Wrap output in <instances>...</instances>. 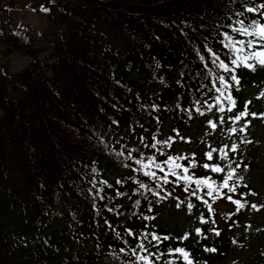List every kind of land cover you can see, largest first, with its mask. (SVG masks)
<instances>
[{
	"label": "trees",
	"instance_id": "16d2710c",
	"mask_svg": "<svg viewBox=\"0 0 264 264\" xmlns=\"http://www.w3.org/2000/svg\"><path fill=\"white\" fill-rule=\"evenodd\" d=\"M31 1L30 10L46 17L49 32L33 36L22 26L7 25L0 16V49L7 62L0 66V264H131V251L139 250L128 229L137 237L148 232L171 237L159 248L145 241L149 251L157 253L155 264L175 260L168 250L176 247L190 251L195 264L224 259L231 248L230 235L241 227L248 207L237 212L226 198L205 196L212 205L209 212L190 195L191 189L183 190L182 182L164 185L172 195L157 199L140 188L144 183L159 191L135 160L152 155L159 161L167 155L191 158L194 153L197 166L190 174L210 175L220 183L223 174L211 173L202 164L226 166L228 161L220 160L218 153L207 161L204 154L208 145L222 148L234 143L238 155L229 156L233 167L240 162L237 171L247 185L239 187L234 198L241 192L258 194L246 178L252 165L242 143L249 140L258 118L249 116L245 136L230 132L240 124L233 125L228 117L248 101L250 113H264L250 99L252 92L264 88V69L237 70L240 86L232 92L236 108L223 114V126L214 131L207 126L199 137L189 135V130L196 123L219 119L215 110L199 115L194 106L214 95L208 92L211 77L205 65L214 66L205 45L227 62L218 32L230 31L227 25L236 19H260L251 13L235 14L264 0ZM12 56L29 57L31 64L13 72ZM153 137L176 139L170 148L157 145L165 153L160 155L144 147L155 143ZM182 163L188 165L187 160ZM120 169L123 183L110 181L108 173ZM252 196L246 197L249 204ZM188 202L195 205L191 213ZM223 202L234 209L221 212ZM173 204L191 217L198 215V223L182 242V235L159 223L161 210ZM201 215L208 223H200ZM220 216L227 221L223 226ZM197 227L206 239L196 236ZM205 247L217 251L205 252Z\"/></svg>",
	"mask_w": 264,
	"mask_h": 264
},
{
	"label": "snow or ice",
	"instance_id": "6c2138e0",
	"mask_svg": "<svg viewBox=\"0 0 264 264\" xmlns=\"http://www.w3.org/2000/svg\"><path fill=\"white\" fill-rule=\"evenodd\" d=\"M245 13H251L253 16L258 15L260 19L253 18L248 23H246L244 19H236L232 24L227 25L230 31L218 32V35L221 37L220 44L227 50L225 53L228 58L227 62L211 47L205 45V50L210 56L211 64L214 66V68H208V65H205V68L208 69V75L211 77V86L208 92L214 93V95L210 97V101L204 100L202 102H196L200 106H196L195 104L194 106L199 115H204L205 111L212 112L213 110L219 114L218 121H208V126L213 131L217 129L218 125L223 126L225 124V117L223 114L226 111L232 113L236 108L237 102L232 92L234 87L238 89L240 86V77L237 75V70L243 68L250 72H255L258 68L264 69V22H262L264 21V3H260L255 7L246 5L243 12H237L235 15L241 17L244 16ZM232 33L236 35L234 36ZM201 59L203 60L204 57L201 56ZM221 72L224 74H219ZM205 95H208V93ZM257 98H264V94H261V96ZM250 104L251 101L246 102L243 110L228 117L233 125L240 124L239 128L235 126L229 128L232 134L235 135L240 133L245 136L247 135V128L251 124L249 116H251L252 119H264V113H250L248 111V106ZM241 121H243V123H241ZM177 136H179V133H177ZM179 138L182 141L190 142V140H186L184 137ZM152 139L155 143L145 144L144 147L154 148L160 155H165L157 145L170 148L171 143L175 142L176 137H169L163 141L157 140L156 137ZM141 140H143V138H141ZM242 143H252V141L245 139ZM208 148L209 150L204 154L207 161H213V153H218L220 160L228 161L226 166H222L218 162H205L202 164L203 169L209 170L211 173L223 174L220 183H217V180L213 179L210 175L198 178L194 174H190V168H195L197 166L194 153L191 158L184 155H167L166 159L162 161L157 160L156 156L152 155L145 158H138L135 160V163L139 166L138 170L142 171L145 177L150 178L156 184V188H158L159 191L149 188L148 185L144 183H140V188L146 189L153 196H156L157 199H165L170 197L172 193L166 191L164 185L174 184L178 186L182 182L184 186L183 190L188 192L189 189H191L190 195L207 206L209 212L212 211V205L209 203L208 199H205V196L212 200L216 198H226L236 206L237 212L247 207L255 211H259L261 207H264V205H257L256 203L249 204L246 200L248 195H256L255 192H241L239 193V199L234 198V196L237 195V189L239 187L247 188V185L243 183V177H241L237 171V169L241 167L240 162L236 161L235 167H233V162L229 156V152L233 155H238L237 145L233 143L230 147L225 145L222 148L208 145ZM131 151L136 150L133 149ZM131 151L129 152V157H131ZM117 154L124 155L123 152ZM185 160L188 161L187 166L182 163V161ZM244 167L247 168V165H244ZM158 172L161 173V175H158ZM170 177L173 179H170ZM157 181L159 183H156ZM104 183L107 182L105 181ZM121 183H123L122 180H117V184ZM162 193H164V195H162ZM177 207H179V205H177ZM194 207L195 205L193 203H187V210L189 213H191ZM109 211H111V209H109ZM149 211H151V209H149ZM145 219H149V217H145ZM199 220L201 224L208 223L203 215L199 217ZM247 227H250V225ZM209 230L217 236L220 235L218 229L210 228ZM127 232L129 236L136 238L138 241L139 251L136 249L131 251V255L135 257V260L132 261L131 264H155L152 258L157 256V253L150 252L145 241L148 245L159 248L161 243L171 239L169 236L161 237L152 232L144 233L139 237H137L131 229H128ZM195 234L197 237L207 238L202 228L197 227L195 229ZM189 235L190 234L186 233L179 239L182 242L183 240H187ZM124 251V249H121V252ZM204 251L214 253L217 249L205 247ZM163 255L164 253H159V256ZM168 255L175 257V260H169L166 264H181V262L182 264H195L190 251L184 247L170 248L168 250Z\"/></svg>",
	"mask_w": 264,
	"mask_h": 264
},
{
	"label": "rangeland",
	"instance_id": "374dc122",
	"mask_svg": "<svg viewBox=\"0 0 264 264\" xmlns=\"http://www.w3.org/2000/svg\"><path fill=\"white\" fill-rule=\"evenodd\" d=\"M31 3L34 2L31 0H0V16L4 18V22L7 25L12 27L22 26L31 32L33 36L49 32L51 27L46 17L41 12L30 10ZM2 59L0 49V66H5L7 62L4 63ZM9 62L11 70L19 72L31 64V59L26 56H12ZM261 94H264V88L257 94L252 92L250 99L255 101L256 109L264 112V98H256L258 95L261 96ZM253 121L249 136V140L252 143H245V149L250 153L247 162L252 165L246 173V178L253 188L258 191L256 196L254 195L250 198V203L264 205V119L258 118ZM207 126L208 121L196 123L189 130V135L199 137L206 131ZM185 143L189 147L193 146L192 143ZM124 174V171L120 169L119 171L108 173V178L116 183ZM233 209L234 207L228 202H223L219 205L221 212ZM219 222L223 226L227 221L220 216ZM159 223L171 232L184 236L194 229L198 223V215L191 217L187 212L180 210L177 204L167 205L161 210ZM249 225L250 227H247ZM230 238L231 248L229 254L215 264H264V207H261L259 211L248 207L241 227L235 230L230 235Z\"/></svg>",
	"mask_w": 264,
	"mask_h": 264
}]
</instances>
